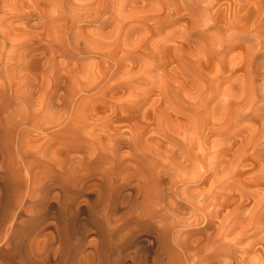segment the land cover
I'll list each match as a JSON object with an SVG mask.
<instances>
[{
  "label": "bare ground",
  "instance_id": "1",
  "mask_svg": "<svg viewBox=\"0 0 264 264\" xmlns=\"http://www.w3.org/2000/svg\"><path fill=\"white\" fill-rule=\"evenodd\" d=\"M55 1L61 4L62 9L56 14L39 6L41 3L51 6ZM150 1L100 0V3L91 1L88 10L85 7L71 9L70 14L66 16V0H33L30 4L31 11L24 14V19L28 20L27 25L31 31L38 30L43 34H50V31L57 30L62 38L60 47L52 44L42 52L48 60L46 61L48 66L45 69L46 63L43 64L46 91H42V100L38 104L41 105L43 116L54 109L62 113L53 121L54 126L46 124L52 135H48L47 139L42 141L43 149L54 147L55 152L73 139L71 134H87L88 148L94 151L102 147V141L99 142L98 139L105 137L115 141L109 156L117 160L118 155L121 156V148L129 142L135 146L134 153L132 157L121 159L130 167L134 162L136 166L142 165V171L147 175L146 180L143 182L142 179H138L137 188L129 181L115 186L107 185L103 181L107 190L101 199L107 211H118L121 207L119 197L127 191L130 203L134 204L141 198L142 201L148 200L149 207L153 210L152 216L148 221L138 222L139 234L125 238V241L115 237L114 229H106L101 233L98 246L91 248L90 251L83 249L79 244H72L65 230L63 233V229L57 227L51 237L49 235L46 237L45 246L39 243L32 244L29 248L7 249L4 253L8 257L4 264H122L126 260L131 264H264V164H262L264 151L260 150L264 149V123L257 129L249 131L247 135L244 134L246 130H242V133L237 131L234 135L226 136L225 140L229 143L218 150L211 139L214 122H211L208 115L201 123H196L194 119L193 123L185 118L186 114L180 115L179 112L172 110L170 117L176 116V121L185 119L177 127L167 130L162 122L165 112L170 110L162 112L154 102L144 107L153 94L159 97L156 102L160 101L163 104L168 101L171 92L165 86L155 88L152 84L145 90L147 93L145 98L136 105H113L112 113L106 118L99 117V113L104 111L102 104L105 100L114 98L113 94L93 99L89 105L84 106L81 114H75L76 95L83 90L86 80L84 78L81 82L75 69L66 71L71 83L66 91L49 92L55 70L48 68L57 56L69 55L73 49L82 53L99 52L102 57L114 60L116 64H120L125 58L121 59L118 57L119 53H114L115 47L124 45L126 49L124 56H130L133 50L142 47L144 51L152 52L154 45L148 38H144L136 46L125 44L139 30V22H145L150 17L161 19L159 17L162 16L161 13H153L148 8ZM5 2L7 0H0V5L4 3L5 6ZM105 2L109 8H102ZM168 4L164 3L166 12ZM211 4L198 6L205 12L204 16L211 11ZM126 11L134 16H123ZM175 15L179 16L178 13ZM199 16L195 14L189 16V19L194 22ZM129 18L131 20L139 18V22H134L133 24L137 25H130L124 31L127 26L125 22ZM99 19L115 24L116 37L109 45L102 40H93L94 44L91 43L82 31L83 23ZM2 21L3 17H0V96L6 99L5 103L14 107L8 115L10 127L0 126V228L10 242L15 238L18 228L22 226L20 219L27 208L26 201L38 191L32 189V193L29 192L30 183H34L31 178V164L35 161L41 162V158L32 155V160L29 161L30 155L24 151L22 133L24 126L30 122V118L33 121L31 124L34 123L36 126L38 112L32 91L23 90L24 84H30L26 76H18L15 72L16 67H11L9 61L5 60L6 43L11 39V33ZM211 21L213 22L208 25L206 22L205 25L214 29V19ZM58 23L61 24L57 25ZM72 27L73 32L70 31ZM240 43L242 44V41ZM184 44L179 43L177 49L180 50ZM164 50L168 59L172 61L181 59L179 54L182 53L177 52L176 56L172 47L165 46ZM30 56L27 68H40L41 59L35 52ZM253 57L254 55L250 59V67L243 65L251 72L244 101L227 104L225 107L226 114L232 121L241 118L238 113L242 110L248 115L247 118L255 122L264 120V104L259 106L261 112L247 114L257 99L264 100V85H255L258 78L255 75ZM162 64L165 65L166 62ZM124 79L132 81L131 76ZM207 81L209 83L207 89L198 93L200 79L194 76L184 77L185 88L182 93L189 102V106L185 108L192 109L193 117L197 119L202 111L203 114L210 112L207 111V106L216 88L214 76ZM88 83L98 85L92 80ZM78 87L81 88L76 91ZM192 90H196L198 94L190 96ZM113 122L119 124L113 126ZM91 123L94 125L91 126ZM226 126H229V122ZM149 127H153L149 133L154 136L146 138L145 131ZM10 128L14 130V134L11 135L13 141L7 138L11 133ZM225 129L221 128L220 132ZM181 133L183 138L179 139L177 135ZM51 139L54 144L50 142ZM9 142L15 144L16 153H19L21 161L26 164L25 170L12 165L9 152L12 143ZM166 142L168 148H164ZM250 147L254 148V152L248 154ZM89 181V177L80 180L83 184ZM38 197L40 198L37 201L45 200L43 190ZM82 210L85 212L86 208L83 206ZM122 218V215L119 216V219ZM97 224L98 221H93V225ZM202 233L204 236H198ZM138 240L142 241L141 246H132ZM130 245L134 248H130ZM2 251L3 249L0 253Z\"/></svg>",
  "mask_w": 264,
  "mask_h": 264
},
{
  "label": "rangeland",
  "instance_id": "2",
  "mask_svg": "<svg viewBox=\"0 0 264 264\" xmlns=\"http://www.w3.org/2000/svg\"><path fill=\"white\" fill-rule=\"evenodd\" d=\"M32 1L7 0L5 6L4 3L0 5L2 23L11 33V39L6 43L5 60L9 61L11 67H16L15 72L18 76H26L31 85L24 84L23 90L32 91L33 100L36 102L35 108L38 112L36 126L34 123L31 124L32 118L24 126L22 132L24 134V151L30 155L29 161L32 160V155L41 158V162L35 161L31 164V178L34 183H30L29 192L32 193V189L38 191L33 193V197L25 203L27 208L20 219L22 226L18 228L15 238L9 242L4 231L2 232V228H0V250L3 249L0 253V264H4L8 257L4 253L7 249L29 248L32 244L38 245L39 243L45 246L46 237L48 235L51 237L57 227L63 229V233L65 230V234L71 239L72 244H79L83 249L90 251L91 248L98 246L101 233L106 229H114L115 237L125 241V238L138 235L140 232V228L137 227L138 222L148 221L153 214L148 200L142 201L141 198L134 204L130 203L127 191L119 197L118 202L123 208L120 207L118 211H107L102 202L101 197L107 190L103 181L107 185L112 184L113 186L129 181L137 188L138 179H142L143 182L146 180L147 175L142 171V165L136 166V162H134L130 167L121 159L132 157L131 155L134 153L135 146L129 142L121 148L122 157L118 155L117 160L109 156L115 141L105 137L98 139L97 141H102V147L94 151L88 148L89 136L87 134H71L73 139L55 152L54 147L48 150L43 149L42 141L47 139L48 135H52L48 127L54 126L53 121L57 120V117L62 113L54 109L49 111L48 115L43 116L41 105L38 104L42 100V91H46L43 64L48 60L42 52L44 48L52 44L60 47L62 38L57 30L50 31V34H43L38 30L31 31L29 29L28 20L24 19V14L31 11ZM91 1L100 3V0H66V16L70 14L71 9L78 10L85 7L88 10ZM193 1L201 2L193 3ZM165 2L169 3L167 12L164 11ZM208 3H212L211 11L204 16L205 12H202L198 6L203 7ZM39 6L44 10H49L52 14L62 10L61 4L57 1L51 6L43 3ZM105 7L109 8L107 2L102 5V8L105 9ZM148 8L153 13H161L162 16H159L161 19L150 17L145 22H139V18L133 20L129 18L125 22L127 26L124 31L130 25H137L133 24L134 22H139L140 25L138 24L139 30L125 44L131 47L136 46L141 40L148 38L154 45L152 52H146L142 47L133 50L130 56H124L126 49L124 45H121L113 50L114 53H119V58L125 59L120 64H116L114 60L102 57L99 52L82 53L73 49L69 55L57 56L51 67L48 68V70L52 68L55 70L49 92L66 91L68 85H71L66 71L75 69L81 82L86 78L83 90L76 95L75 114H81L84 106L89 105L93 99H101L105 94H113L114 98H107L102 104L104 111L99 113V117L106 118L112 113L113 105H136L145 98L147 95L145 90L152 84L155 88L160 85L165 86L171 92V98L161 104L160 101L156 102L159 99L158 95L153 94L149 98V103L144 107H148L154 102L162 112L170 110L165 112L162 122L167 130L177 127L178 124L184 122L185 118L193 123L194 121L201 123L208 115L211 122H214L211 139L214 145H217L215 148L218 150L229 143L228 140H225L226 136L234 135L237 131L242 133V130H246L244 134L247 135L249 131L257 129L263 124L264 120L255 122L251 118H247L248 115L243 110L238 113L241 118L232 121L226 114L225 107L227 104L244 101L251 72L246 70L243 65L250 67V59L253 55V66L256 67L255 75L258 78L255 85H264V0H151ZM111 11H114L113 7ZM175 13H178L179 16ZM195 14L200 16L191 22L189 16ZM123 16L133 17L134 15L126 11ZM210 18L214 19V29L207 26L213 22ZM206 22L207 25H205ZM114 26L113 23L110 24L104 19H99L83 23L82 31L86 34L87 39L91 40V43L94 44L93 40H102L109 45L116 37ZM70 31L73 32L74 27ZM179 43H185L180 50L177 49ZM165 46L172 47L175 55L177 52H181L182 54H179L181 59L179 61L168 59L164 50ZM34 52L42 63L38 69L27 68L30 55ZM244 58L245 61H243ZM162 62H166V64L163 65ZM47 66L48 63H46L45 69ZM47 75L50 74L47 73ZM127 76H131L132 81L124 79ZM185 76H194L200 79L198 93L207 89L209 86L207 79L214 76L216 88H214L211 94L212 100L207 106V111L210 112L203 114L202 111L198 119L193 117L192 109L185 108L189 106L187 97L185 98L182 93L185 88ZM89 80L97 82L98 85H90ZM80 88L78 87L76 91ZM190 92L192 97L198 94L196 90ZM5 102L6 99L0 96V126L9 128L11 122L8 115L14 105ZM263 104L264 100L257 99L247 114L261 112L259 106ZM172 110L179 112L180 115L186 114V117L176 121V116L170 117ZM228 122L229 126L225 127ZM118 124V122L112 123L113 126ZM38 125L39 127H37ZM93 125L91 123V126ZM221 128L226 129L220 132ZM152 129L153 127L146 129V138L154 136L149 133ZM9 130L11 133L7 138L13 141L14 138L11 135L14 134V130L11 128ZM177 137L183 138L182 133ZM50 142L54 144L52 139ZM164 148H168L167 142ZM260 150L264 151V149ZM9 152L12 165L25 170L26 164L21 161L19 153H16L14 143H12ZM91 152L93 154H90ZM252 152H254V148L250 147L247 153ZM262 162L264 164V159ZM84 177L90 178L89 183L80 182ZM147 189L149 190V187ZM42 190L45 200L37 201L40 198L38 194L42 193ZM50 204L54 205L50 206ZM83 206L86 208L85 212L82 210ZM121 215L123 218L119 219ZM95 220L98 221L97 225H93ZM198 236H204V234H198ZM141 244L142 241L138 240L135 245H131L137 247ZM131 245L130 248H134ZM122 264H131V262L126 260Z\"/></svg>",
  "mask_w": 264,
  "mask_h": 264
}]
</instances>
